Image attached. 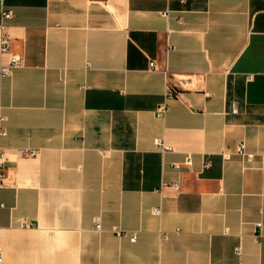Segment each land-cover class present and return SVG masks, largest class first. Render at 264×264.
Returning <instances> with one entry per match:
<instances>
[{"label": "crops", "instance_id": "1", "mask_svg": "<svg viewBox=\"0 0 264 264\" xmlns=\"http://www.w3.org/2000/svg\"><path fill=\"white\" fill-rule=\"evenodd\" d=\"M4 3L0 264H264V0Z\"/></svg>", "mask_w": 264, "mask_h": 264}, {"label": "built area", "instance_id": "2", "mask_svg": "<svg viewBox=\"0 0 264 264\" xmlns=\"http://www.w3.org/2000/svg\"><path fill=\"white\" fill-rule=\"evenodd\" d=\"M5 0H0L1 4V23H0V32H1V38H0V52L1 54H8L10 55V61L7 64H2L0 63V76L1 77H7L11 76L13 73V70L17 67H20L24 64V58L22 55L18 53H14L11 50V45H10V38L7 35V21L13 18L14 12L12 9L8 8L5 6L4 3ZM164 16H169L168 12L164 13ZM156 65L155 61L150 62V66L154 67ZM1 91V87H0ZM180 93L177 91L176 87L174 84L169 83L168 85V90H167V95H166V100L163 101L156 109V114L159 117H165L168 110H169V103L168 99L173 98V97H179ZM232 109L234 111L237 110V103L233 102L232 104ZM1 133L4 134L5 130L1 126ZM155 145L157 148L162 152L165 153L167 151L172 150V148L167 144V142L163 138H156L155 139ZM35 152L32 150H25L23 152L24 155L29 156L33 155ZM235 153L247 157L249 160H253L254 154L250 153L247 151L246 144L245 142H239V144L236 146ZM223 156L225 158L229 157V154L226 152H223ZM188 164L191 163L190 160L187 162ZM8 178V172H7V159H6V154L5 151L0 148V191L5 188L6 186V180ZM5 204L0 201V209L4 208ZM96 225H95V230L101 231L102 230V224L101 220L99 217L96 218L95 220ZM257 226L259 229H261L262 224L258 223ZM116 235L118 237H128L132 242H135L137 240V233L136 232H127L123 230H116L115 231ZM261 235V232L258 234ZM237 252L240 254L241 253V246L237 248ZM2 260V250L0 247V261Z\"/></svg>", "mask_w": 264, "mask_h": 264}]
</instances>
